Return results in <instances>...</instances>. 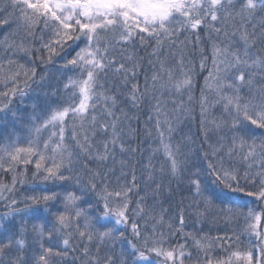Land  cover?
I'll return each mask as SVG.
<instances>
[{
	"label": "snow or ice",
	"instance_id": "obj_1",
	"mask_svg": "<svg viewBox=\"0 0 264 264\" xmlns=\"http://www.w3.org/2000/svg\"><path fill=\"white\" fill-rule=\"evenodd\" d=\"M0 208V264H264V0H0Z\"/></svg>",
	"mask_w": 264,
	"mask_h": 264
},
{
	"label": "trees",
	"instance_id": "obj_2",
	"mask_svg": "<svg viewBox=\"0 0 264 264\" xmlns=\"http://www.w3.org/2000/svg\"><path fill=\"white\" fill-rule=\"evenodd\" d=\"M202 83H203V78L201 76L198 78V85ZM196 94L198 95V91ZM185 131H188V129L186 128ZM196 133H197V125H196V122L194 121L191 125V134L193 135L194 139L196 138V135H195ZM195 146L196 145H193V147ZM177 199H179V197H177ZM0 211H3V209L0 208ZM225 227L226 225L223 222H220L218 225H211V224L205 225V230L207 231L209 228H212L213 229L212 235H218V234H223L222 230L225 229ZM227 227H238V225H228ZM190 229H191V224H189V230Z\"/></svg>",
	"mask_w": 264,
	"mask_h": 264
}]
</instances>
